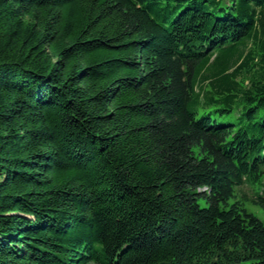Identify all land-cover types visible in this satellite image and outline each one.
<instances>
[{
  "label": "trees",
  "instance_id": "trees-1",
  "mask_svg": "<svg viewBox=\"0 0 264 264\" xmlns=\"http://www.w3.org/2000/svg\"><path fill=\"white\" fill-rule=\"evenodd\" d=\"M263 187L264 0H0V264H264Z\"/></svg>",
  "mask_w": 264,
  "mask_h": 264
},
{
  "label": "rangeland",
  "instance_id": "rangeland-1",
  "mask_svg": "<svg viewBox=\"0 0 264 264\" xmlns=\"http://www.w3.org/2000/svg\"><path fill=\"white\" fill-rule=\"evenodd\" d=\"M245 186H246L245 188H246L247 190H251V189H249L248 185H245ZM201 203L204 204V200H201ZM249 207H250L252 210H257V211L259 212V215H260V216L263 215V212H262L260 209L257 208L258 206L254 205V204H249Z\"/></svg>",
  "mask_w": 264,
  "mask_h": 264
},
{
  "label": "water",
  "instance_id": "water-1",
  "mask_svg": "<svg viewBox=\"0 0 264 264\" xmlns=\"http://www.w3.org/2000/svg\"><path fill=\"white\" fill-rule=\"evenodd\" d=\"M160 264H170V263H168V262L164 261V262H161Z\"/></svg>",
  "mask_w": 264,
  "mask_h": 264
}]
</instances>
